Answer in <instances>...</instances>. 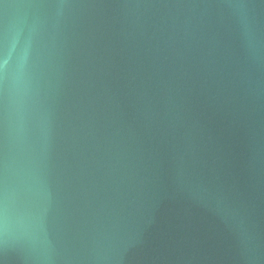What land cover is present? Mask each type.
I'll return each instance as SVG.
<instances>
[{"label":"water","instance_id":"1","mask_svg":"<svg viewBox=\"0 0 264 264\" xmlns=\"http://www.w3.org/2000/svg\"><path fill=\"white\" fill-rule=\"evenodd\" d=\"M0 264H264V0H0Z\"/></svg>","mask_w":264,"mask_h":264}]
</instances>
